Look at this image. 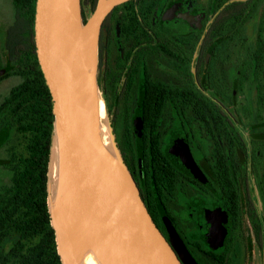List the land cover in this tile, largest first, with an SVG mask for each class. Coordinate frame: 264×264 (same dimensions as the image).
<instances>
[{"label":"flooded vegetation","instance_id":"obj_1","mask_svg":"<svg viewBox=\"0 0 264 264\" xmlns=\"http://www.w3.org/2000/svg\"><path fill=\"white\" fill-rule=\"evenodd\" d=\"M2 42L1 81L21 79L3 77ZM98 84L124 164L182 264L165 219L195 264H264V0L118 6L101 28Z\"/></svg>","mask_w":264,"mask_h":264},{"label":"water","instance_id":"obj_2","mask_svg":"<svg viewBox=\"0 0 264 264\" xmlns=\"http://www.w3.org/2000/svg\"><path fill=\"white\" fill-rule=\"evenodd\" d=\"M130 1L97 0L84 22L82 0H36V55L54 117L57 177L53 190L50 170L48 207L62 264H182L148 212L111 128V156L101 147L103 121L93 101L101 95L100 33L109 14ZM165 223L184 262L195 264Z\"/></svg>","mask_w":264,"mask_h":264},{"label":"trees","instance_id":"obj_3","mask_svg":"<svg viewBox=\"0 0 264 264\" xmlns=\"http://www.w3.org/2000/svg\"><path fill=\"white\" fill-rule=\"evenodd\" d=\"M11 2L14 20L2 35L8 51L3 77L21 82L0 104V148L18 145L22 153L13 147L11 181L0 191V264H62L48 207L54 117L36 55V0ZM89 3L93 12L97 0Z\"/></svg>","mask_w":264,"mask_h":264},{"label":"rangeland","instance_id":"obj_4","mask_svg":"<svg viewBox=\"0 0 264 264\" xmlns=\"http://www.w3.org/2000/svg\"><path fill=\"white\" fill-rule=\"evenodd\" d=\"M92 10L88 0H82V14H86L87 18L91 15ZM14 20V9L11 0H0V40H2V35L6 29L13 23ZM258 21V18L250 25L249 35L250 39H253L254 33L253 29ZM21 82V79L15 76H10L7 79L0 82V104L8 96L10 90L18 85ZM104 103V102H103ZM105 116L103 120V126L107 129H112V123L109 116L107 115L106 108L104 105ZM116 144V141L114 139ZM117 146V144H116ZM15 147L18 153H22V147L18 145L9 144L0 148V191L4 190L11 181V170H10V160H12V149ZM118 148V147H117ZM54 172H51V177L53 179V190L55 189V182L57 177V169Z\"/></svg>","mask_w":264,"mask_h":264},{"label":"bare ground","instance_id":"obj_5","mask_svg":"<svg viewBox=\"0 0 264 264\" xmlns=\"http://www.w3.org/2000/svg\"><path fill=\"white\" fill-rule=\"evenodd\" d=\"M93 66H94V60H91L90 67L93 68ZM93 101L99 107L101 119L103 121L104 116H105V110H104V103H103L102 96L99 93L94 94L93 95ZM101 147L107 153V155L111 156V154H112V140H111V135L109 133V130L105 126H103ZM50 170H51V172L56 173L55 172L56 171V164H55L54 152H53V159H52L51 165H50ZM94 264H103V263L100 260H96Z\"/></svg>","mask_w":264,"mask_h":264}]
</instances>
